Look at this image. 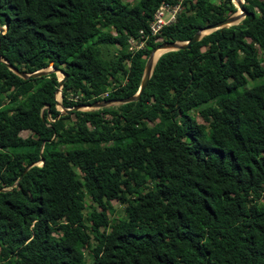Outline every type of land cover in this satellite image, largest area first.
I'll return each mask as SVG.
<instances>
[{
    "label": "trees",
    "instance_id": "16d2710c",
    "mask_svg": "<svg viewBox=\"0 0 264 264\" xmlns=\"http://www.w3.org/2000/svg\"><path fill=\"white\" fill-rule=\"evenodd\" d=\"M162 1L0 0V57L66 72L62 106L131 95L159 40L235 10L181 0L151 35ZM242 5L160 53L134 100L61 113L54 70L0 60V264H264V0Z\"/></svg>",
    "mask_w": 264,
    "mask_h": 264
},
{
    "label": "water",
    "instance_id": "95a60500",
    "mask_svg": "<svg viewBox=\"0 0 264 264\" xmlns=\"http://www.w3.org/2000/svg\"><path fill=\"white\" fill-rule=\"evenodd\" d=\"M242 2H243V0H236L234 3V6L236 7V9L233 12L229 13L225 17L218 19V20H216L210 24L198 27L193 32V34L186 40H159L152 47V49L149 51V53H148V55L144 61V66H143V71L141 74L140 82H139V85H138L136 91L133 94L125 96V97L115 98V99L95 100V101H92L89 103H81V104H78V105L76 104V105L69 106V107L62 106L60 101L56 98H55V103L62 108L61 113H66L71 109H78V107H80L82 105H88L91 108H97V107H101L104 105H109L113 102L120 103V102H125V101H129V100L137 99L140 95V92L142 91V89L144 88V86L147 82V79L151 73L154 62H155L156 58L158 57L157 56L154 60H152V54H153L154 49H156L157 47H165L164 51H166V50L177 49V48H188L192 42L199 39L203 34L210 32L213 29L220 28L223 26H227V25L239 22V20L247 14V10L243 7ZM5 29H6V22L4 24L0 25V33H2ZM164 51H162V52H164ZM0 60L4 61L6 63V65L12 71H14L15 73H17L19 76H21L23 78L38 76V75L45 74V73L52 71V70L60 71L61 76L57 77V84H56L55 90H54L55 94L59 93V95H60V87H61V84L63 82L64 77L66 76V72H64L60 68H56L51 63H49V65L46 67H41V68H38V69L31 71V72H25L23 70H18L15 66L11 65L10 63H7V61L2 59L1 57H0Z\"/></svg>",
    "mask_w": 264,
    "mask_h": 264
},
{
    "label": "built area",
    "instance_id": "2783aa9c",
    "mask_svg": "<svg viewBox=\"0 0 264 264\" xmlns=\"http://www.w3.org/2000/svg\"><path fill=\"white\" fill-rule=\"evenodd\" d=\"M181 0H176L173 3H169L167 1H162L157 8L154 10L151 19L148 22V33L151 35L156 34L160 28L173 21L175 18V13L177 12L180 6ZM165 13L167 15L165 16ZM140 31V38H129V45L130 49H136L141 47L144 44V37L141 30Z\"/></svg>",
    "mask_w": 264,
    "mask_h": 264
},
{
    "label": "rangeland",
    "instance_id": "374dc122",
    "mask_svg": "<svg viewBox=\"0 0 264 264\" xmlns=\"http://www.w3.org/2000/svg\"><path fill=\"white\" fill-rule=\"evenodd\" d=\"M231 2H232V4L234 5V1L233 0H230ZM180 6H181V4H180ZM180 6H179V8H180ZM178 8V9H179ZM235 9H236V7H235ZM178 11V10H177ZM229 13H231V11H228V14ZM227 14V15H228ZM167 15V13H165V16ZM206 32V31H205ZM157 39H159V37H157ZM259 55L261 56V58H264V50H260L259 49ZM55 73H56V75H57V77H60L61 76V73H60V71H58V70H55ZM70 94H72L71 92L69 93V95ZM76 96H73L72 95V97L71 98H75ZM55 98L56 99H58V100H60V95H59V93H56L55 94ZM70 98V99H71ZM111 104H116V102H113V103H111ZM56 108L58 109V110H60V111H62V108L59 106V105H57L56 104ZM89 108H91L90 106H88V105H82V106H80V107H78V109H89ZM195 118H196V120L197 121H199V122H201L202 120H201V118H200V116L199 115H195ZM29 133V130L28 129H22V130H20V134L22 135V136H25V135H27ZM37 163H39V161L37 162ZM88 201H89V198L87 197V196H85V207H84V213L85 214H87V212L89 211V209H90V207H89V205H88ZM110 203H111V205H112V212L108 215V216H110V217H112L113 219H115L116 217H118V216H120L121 214H122V209H121V207H122V205L120 204V202L117 200V199H111L110 200Z\"/></svg>",
    "mask_w": 264,
    "mask_h": 264
},
{
    "label": "bare ground",
    "instance_id": "6f19581e",
    "mask_svg": "<svg viewBox=\"0 0 264 264\" xmlns=\"http://www.w3.org/2000/svg\"><path fill=\"white\" fill-rule=\"evenodd\" d=\"M234 3L236 0H233ZM165 50V47H157L156 49H154L153 54H152V60H154L162 51Z\"/></svg>",
    "mask_w": 264,
    "mask_h": 264
}]
</instances>
